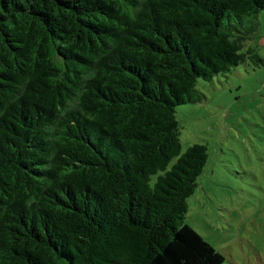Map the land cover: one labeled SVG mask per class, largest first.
<instances>
[{"label": "trees", "instance_id": "16d2710c", "mask_svg": "<svg viewBox=\"0 0 264 264\" xmlns=\"http://www.w3.org/2000/svg\"><path fill=\"white\" fill-rule=\"evenodd\" d=\"M264 0H0V264H222L185 222L208 154L178 105L264 58ZM174 160V161H173Z\"/></svg>", "mask_w": 264, "mask_h": 264}, {"label": "rangeland", "instance_id": "374dc122", "mask_svg": "<svg viewBox=\"0 0 264 264\" xmlns=\"http://www.w3.org/2000/svg\"><path fill=\"white\" fill-rule=\"evenodd\" d=\"M258 21L247 44L264 58V11ZM254 65L198 79L203 98L175 112L181 152L203 143L208 154L185 222L221 252L222 264H264V63Z\"/></svg>", "mask_w": 264, "mask_h": 264}]
</instances>
